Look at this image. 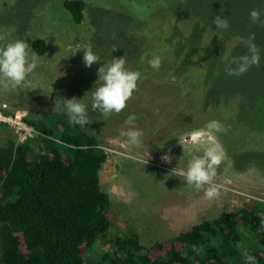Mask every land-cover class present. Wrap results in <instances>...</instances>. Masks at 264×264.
<instances>
[{
    "label": "rangeland",
    "instance_id": "1",
    "mask_svg": "<svg viewBox=\"0 0 264 264\" xmlns=\"http://www.w3.org/2000/svg\"><path fill=\"white\" fill-rule=\"evenodd\" d=\"M65 1L0 0V42L26 40L29 35L43 37L48 44L44 55L36 53V67L22 85L0 79V106L27 110L32 118L64 113L56 107L57 99L82 98L93 88L103 60L125 56L126 67L140 72L137 88L118 114L104 117L89 109L90 123L83 127L108 154L101 184L111 197L112 213L150 246L203 220L234 213L253 200L264 202V120L258 111L264 103V24L249 19L255 8L264 21V0H83L86 7L80 23ZM216 14L227 16L229 29L215 28L211 21ZM153 37L156 49L149 52ZM165 38L179 47L193 41L211 51L215 44L226 51L225 64L244 53L248 43L256 45L260 62L235 76L226 89L239 103L219 105L214 90L204 88L209 77L202 70L186 71L174 85L164 83L160 72L151 75L145 64L153 53L161 56ZM85 44L101 59L90 68L82 62L83 50L73 54ZM177 78L170 74L169 82ZM244 82L247 89H238ZM205 100L215 106L198 111ZM189 107L193 118L181 121ZM129 113L136 114L135 127L143 133L138 145L121 135ZM209 137L225 153L215 178L221 186L219 195L213 199L172 172L185 167L183 150L200 154V144ZM12 138L16 140L13 130L0 126V145ZM164 153L172 157L169 163L161 160ZM102 250L98 243L89 254V264Z\"/></svg>",
    "mask_w": 264,
    "mask_h": 264
},
{
    "label": "trees",
    "instance_id": "2",
    "mask_svg": "<svg viewBox=\"0 0 264 264\" xmlns=\"http://www.w3.org/2000/svg\"><path fill=\"white\" fill-rule=\"evenodd\" d=\"M65 7L74 21L82 22L83 0H66ZM26 41L30 51L46 53L45 38L28 35ZM152 42L149 52L156 49L155 37ZM163 44L160 68L153 70L145 62L151 75L160 72L164 83L174 85L186 71L202 70L209 77L204 88L214 90L219 105L239 103L226 91L235 76L224 71L227 54L221 47L214 44L211 51L193 41L179 47L166 38ZM170 74L177 80L169 82ZM240 85L238 89H247L245 82ZM212 105L205 100L198 111ZM258 111L264 120L263 102ZM184 112L181 121L193 118V109ZM28 121L38 130L36 137L0 145V264H89L98 243L103 250L91 264H245V255L264 264L263 201L253 200L146 246L110 210L111 197L101 184L108 154L98 138L70 124L66 113L30 116Z\"/></svg>",
    "mask_w": 264,
    "mask_h": 264
},
{
    "label": "clouds",
    "instance_id": "3",
    "mask_svg": "<svg viewBox=\"0 0 264 264\" xmlns=\"http://www.w3.org/2000/svg\"><path fill=\"white\" fill-rule=\"evenodd\" d=\"M262 12L253 8L249 12V19L253 23L260 22ZM212 24L217 30H227L230 27L227 16L216 14L212 17ZM77 50H83L82 62L86 68H90L93 63L99 62L100 57L94 52L89 44L79 46ZM261 55L257 46L248 43L247 50L231 58L224 66V71L231 76H241L248 69L260 62ZM38 56L35 51H30L29 45L24 39H11L0 42V79L13 86L22 85L28 74L36 67ZM103 64L97 69V80L91 90L85 93L82 98L75 96L71 98L57 99L56 107L66 113L70 124L85 127L90 123V111H96L104 117L112 113H120L125 108L126 102L132 96L137 88V81L140 77L138 70H132L126 67L125 56H112L110 60H103ZM162 63V57L159 54H153L147 60L148 66L153 70H158ZM85 101L84 97L88 96ZM90 109V111H89ZM137 116L135 113H129L124 124L126 129L121 131L129 143L138 145L141 141L142 130L135 127ZM215 127V125H210ZM197 137L192 138V143L197 142ZM200 154L192 151L183 154L187 155V161L184 168L177 171L172 170L175 175L182 178L186 185L195 190H204V196L207 199H213L219 195L220 185L215 183L217 170L222 164L225 153L222 146L213 138L209 137L206 143H201L197 150ZM172 157L168 153L161 156V160L169 163ZM207 186V187H206ZM264 224V220H261ZM245 264H256V257L253 255L244 256Z\"/></svg>",
    "mask_w": 264,
    "mask_h": 264
},
{
    "label": "built area",
    "instance_id": "4",
    "mask_svg": "<svg viewBox=\"0 0 264 264\" xmlns=\"http://www.w3.org/2000/svg\"><path fill=\"white\" fill-rule=\"evenodd\" d=\"M8 104L0 106V123L10 127L15 135L17 143H23L38 135L36 127L29 123V112L24 109H14L9 111Z\"/></svg>",
    "mask_w": 264,
    "mask_h": 264
}]
</instances>
